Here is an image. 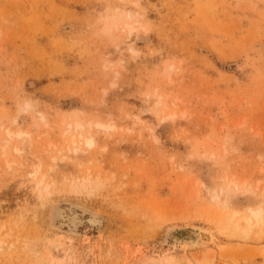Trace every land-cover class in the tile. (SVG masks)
<instances>
[{"label":"rangeland","instance_id":"obj_1","mask_svg":"<svg viewBox=\"0 0 264 264\" xmlns=\"http://www.w3.org/2000/svg\"><path fill=\"white\" fill-rule=\"evenodd\" d=\"M89 122L114 128L76 151ZM230 180L231 209L264 210V0H0V264H50L68 232L69 264H264V239L212 219L202 185ZM172 222L214 239L169 253Z\"/></svg>","mask_w":264,"mask_h":264},{"label":"bare ground","instance_id":"obj_2","mask_svg":"<svg viewBox=\"0 0 264 264\" xmlns=\"http://www.w3.org/2000/svg\"><path fill=\"white\" fill-rule=\"evenodd\" d=\"M136 24L138 26L140 25L137 21H135L134 23L132 22L130 24L129 23L125 24V27L123 25V28H125L126 32L129 35L132 36V34H134V32L138 29ZM139 28H140V26H139ZM117 51H119V50H117ZM157 97L159 98V96H157ZM91 127H94L97 130H109L111 128H114V127H110L109 125H105L103 123H98V122L96 124H92V123L89 122L87 125H83L81 123L75 124L74 127L70 128V129H73L75 133L71 132V130H68V133H71V137H70L71 141L70 142H72V145L75 147L76 151L78 150V147H79V145L81 143H83L85 146H87L89 148H92L95 145L94 138L91 137V136L90 137H86L85 134L83 133V131L86 128H91ZM6 133L8 135L7 137L12 138V137L16 136L17 138L22 139L21 138V136H22L21 133H17L15 135L14 133H12V131H9L8 129H7ZM25 137L28 138L27 135ZM14 151L16 153H19L20 149L15 148ZM9 164L11 165V163H9ZM7 166H8V164H7ZM37 170H38V167H37ZM37 172L38 171H35V172L33 171L32 173L29 174V176L31 178H34ZM95 178H97V177H95ZM218 180L220 181V179H218ZM74 182H75V180H74ZM77 182H78V180H77ZM88 182H89V178L88 179H86V178L82 179V181H80L79 183L76 184V187L82 186L83 188H86L87 187L86 185H87ZM247 182H246V184H248ZM51 183H53V182H51ZM196 185H198V184H196ZM201 185H202V183H201ZM54 186H55L54 183L50 184L48 182H45L43 176H42V179L38 180L36 183H33L32 186H30V187H32V191H33L32 193H33V195L35 197L36 202L39 203V206L37 207V211H39V213H40L39 215H40L42 221L46 220L47 212L53 206V204H51L50 202H45V199L48 196L50 197L51 188L54 187ZM202 187H203V190L204 189L206 190L204 192H206V195L208 196V198H207L208 201H212L213 204H214V208L213 209L215 210V212H214V215H212V217H213L212 219L215 222V225H217V227L219 228V230L225 232L227 234V236L229 235V236L233 237V236H236V235H242V236H244V238L247 237V240H248V236L251 237V235L253 234L255 237L259 238V240L264 239V210L262 208H260V207H258V208H249L246 211V213H245V212H241V211H238V210L231 209L230 206H229V204H231V203L228 202V200L230 199L229 198L230 197V191H231L232 187H234V189L237 188V183L236 182H234L233 180H230L225 188H220L219 190H214L212 188L210 189V188L206 187L204 184L202 185ZM244 187H246V186H244ZM245 192H247V191H245ZM263 194H264V192H263ZM207 199H205V200H207ZM202 201H204V200H202ZM25 207H26V205H25ZM211 209H212V207H211ZM208 212L205 210L204 214H206ZM189 216H191V215H189ZM198 216H199V214H198ZM193 217H195V216H193ZM210 220H211V218H210ZM167 221L169 222V219ZM89 224L91 226H98L100 224V221H99L98 218L92 217L89 220ZM164 224H166V223H164ZM70 235H71L70 232H68L66 234L62 233L61 235L59 234L57 236V238L59 239V242H56V244H50L49 245L50 247L52 245V251L49 250L50 248H46L47 250L45 251V253L43 254L41 259H44V258L48 259L50 264H69L70 263V262H68L69 260L67 261V257L69 255H68V252L66 250H64V247H63L64 245H63L62 241L64 239H66L65 237H70ZM74 235L77 236L76 233H74ZM4 237H5L4 235L0 236V251H2L4 246H5ZM212 237H211V230L209 228L203 227L201 225L191 224V223L190 224H183V223L182 224H178V223H173L172 222V223H169L168 225H166L164 227V229L162 231V235H161V241L159 243L160 244L159 248H164L165 247L164 250L169 252V253L170 252L174 253L176 250H179L182 247H186L189 250H196V249H199L203 245L205 238L210 239ZM244 238L241 239V240H244ZM213 239H214V237H213ZM213 239H212V241H213ZM255 240L258 241V239H255ZM13 245H15V243ZM213 253H214V251L211 253V255ZM32 254H35V253H32ZM223 255H224V253H223ZM223 259H225V257ZM190 260H189V262L187 261L188 262L187 264H195V263L191 262ZM158 262H160V261H158ZM209 264H216V262H214V257H212L211 260H209ZM221 264H225V263H221Z\"/></svg>","mask_w":264,"mask_h":264}]
</instances>
